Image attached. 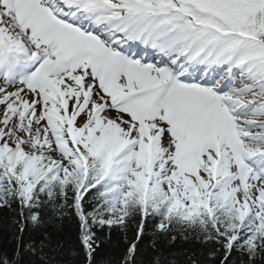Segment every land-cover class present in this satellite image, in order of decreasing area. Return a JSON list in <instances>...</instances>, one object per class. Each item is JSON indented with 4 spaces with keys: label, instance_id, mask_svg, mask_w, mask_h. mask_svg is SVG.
Listing matches in <instances>:
<instances>
[{
    "label": "snow or ice",
    "instance_id": "obj_1",
    "mask_svg": "<svg viewBox=\"0 0 264 264\" xmlns=\"http://www.w3.org/2000/svg\"><path fill=\"white\" fill-rule=\"evenodd\" d=\"M0 209V264H264V0H0Z\"/></svg>",
    "mask_w": 264,
    "mask_h": 264
},
{
    "label": "trees",
    "instance_id": "obj_2",
    "mask_svg": "<svg viewBox=\"0 0 264 264\" xmlns=\"http://www.w3.org/2000/svg\"><path fill=\"white\" fill-rule=\"evenodd\" d=\"M10 216V213L0 209V237L3 236V225L5 220H7ZM135 224L130 225L129 231L127 233L128 237L131 238L135 234ZM152 224L149 223L146 232L148 236L145 238L144 244L141 245V248H145L147 245L151 243V233H152ZM66 228L68 231L74 233L75 225L73 222L69 221L66 223ZM107 232V230H105ZM111 244H106L102 256L105 258H112L115 260L118 258L120 252L122 251L124 244V235L120 233L118 230L113 231L111 237ZM161 249L164 254L169 257L174 264H189L190 256H197L201 262V264H207L206 260V249L197 244L194 240H185L182 236L177 234L176 240L171 242L169 240L161 239L159 242Z\"/></svg>",
    "mask_w": 264,
    "mask_h": 264
}]
</instances>
